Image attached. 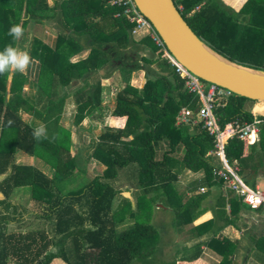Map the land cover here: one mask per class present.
<instances>
[{
    "label": "trees",
    "instance_id": "obj_1",
    "mask_svg": "<svg viewBox=\"0 0 264 264\" xmlns=\"http://www.w3.org/2000/svg\"><path fill=\"white\" fill-rule=\"evenodd\" d=\"M173 1L213 50L264 70V0H245L239 9L224 0ZM126 7L112 0H0V48L11 44L26 50L38 66L36 80L24 71L0 73V264L143 261L165 247L163 211L172 214L173 236L185 234V239L161 264L194 261L205 251L219 256L210 264H264V209L251 208L215 174L222 162L212 152L214 136L202 123L176 124L179 109L195 108L199 95L188 91L165 56L163 40L159 45L150 33L137 38ZM12 24L23 29L15 40L8 33ZM38 25L51 30L50 42L29 36ZM112 70L120 72L123 84L110 108L103 103L102 77L96 75L109 77ZM138 70L145 72L141 85L132 82ZM71 98L74 126L86 118L103 124L108 116L126 118L123 126L105 124L85 157L73 150L72 129L63 123ZM255 102L232 92L216 102L214 114L222 127L234 120L251 122ZM22 113L43 125L39 139ZM258 117L253 143L234 136L224 144L228 162L237 163L240 176L253 187L264 178V114ZM18 150L45 163L51 174L16 162ZM89 158L104 166L91 177ZM185 170L202 176L182 186ZM18 189L29 192L41 219L16 230L12 224L21 226L23 219L12 199ZM210 209V219L194 223ZM229 225L242 236L224 234Z\"/></svg>",
    "mask_w": 264,
    "mask_h": 264
},
{
    "label": "rangeland",
    "instance_id": "obj_2",
    "mask_svg": "<svg viewBox=\"0 0 264 264\" xmlns=\"http://www.w3.org/2000/svg\"><path fill=\"white\" fill-rule=\"evenodd\" d=\"M226 3L228 2V4L230 3L233 7H235L236 9H239L241 7V5L244 3L245 0H240V1H232V0H224ZM28 34V33H27ZM137 35V38L140 37V35H142L143 33L141 32H137L135 33ZM32 35H37V36H42V37H46V40H50L53 38V33L51 32V30L45 25H38L36 27H34V30H31L29 33V36L31 37ZM110 70L106 71L107 73ZM24 72H26L30 78V80H36L37 79V75H38V66H37V62L34 61L33 59H30V63L29 65L26 67V69L24 70ZM105 72V73H106ZM104 73L102 74H98L96 75V78L98 77H102V84L104 86V100L103 103L107 104L110 108H112L114 106V93L117 89V87H120L123 82H122V76L120 74V72L118 70L113 71L112 70V74H110L111 76L106 77L103 76ZM145 81V72L144 70H138V71H134L132 73V82L135 85H141L143 82ZM30 85L29 83L26 84L25 89L27 92L30 91ZM75 103L73 102L72 98L68 101L66 107H65V114H64V118H63V123L70 127L72 129L73 132V137H74V151H77L78 149L80 150V152L82 153V156H87L89 153H91L92 151V147L90 146V141L92 138L97 137V135L101 132L102 128L104 127L105 124H108L110 126H121L125 123L126 118L122 117V118H116V117H112V116H108L106 118L105 124L103 123H97V122H93L91 121L89 118H86L83 120L82 124L80 126H74L72 124V116L73 113L75 111ZM22 117L26 120L29 121L31 123H33L36 127H40L43 125L41 123H39L38 121H34V119L27 113H22ZM15 159L16 162L19 163H30V164H34L37 167H39L40 169H42L44 172L48 173L49 175L51 174L50 169L47 167V165L45 163H43L42 161H40L38 158L31 156L23 151L18 150L16 152L15 155ZM87 167H88V172H87V176L91 177L97 173H100L104 166L103 164L99 163L98 161H96V159L94 158H89L87 161ZM200 175V173H194L190 170H185L183 172V174L180 177V181L182 186H185L186 184H188L191 180H194L196 178H198ZM1 178V177H0ZM260 187L262 189H264V180L262 182V184H260ZM3 197V194L0 192V198ZM13 201L17 204L18 207V212H22L23 213V219L21 220V226L18 225V223H14L12 224V229H21L27 225H36V223H38L40 221L41 218L37 217L36 214L39 211V206L30 198L29 192L25 191L24 189H18L12 196ZM164 213L161 214L163 216V218L161 219L162 221H164V225H163V230H162V244L165 245V247L162 248V250L160 251V248H158V250L154 253V255H152L151 257H149L148 259H145L143 261H134L132 264H161L164 261H167L169 259L172 258V254L175 253V251L177 250V246L179 243V239L183 240L185 239V234H182L180 236H178L177 238H175V236H173V229L172 227H170V219H171V212L170 211H163ZM205 216H202V218H204ZM256 219H259L258 217H256ZM160 220V221H161ZM200 218L197 220L199 221ZM158 224V223H157ZM229 234L233 235V236H238L240 234V231L238 230H229L228 231ZM176 241V242H172V241ZM172 242V243H170ZM170 243V244H168ZM187 245H191L192 241H187L186 242ZM177 244V245H175ZM209 252H206V255H204L201 259L194 261V262H190V263H186V262H179L178 264H207V262H209L213 257L211 254H208ZM60 260L59 259H55L53 260L50 264H59Z\"/></svg>",
    "mask_w": 264,
    "mask_h": 264
},
{
    "label": "built area",
    "instance_id": "obj_3",
    "mask_svg": "<svg viewBox=\"0 0 264 264\" xmlns=\"http://www.w3.org/2000/svg\"><path fill=\"white\" fill-rule=\"evenodd\" d=\"M113 3L126 4L125 12L132 13L131 21L136 22L133 33H150L159 45H163L162 39L155 31L148 19L138 10L134 0H112ZM165 56L175 66L176 71L185 79V86L189 92L199 95L200 103L192 108L182 106L176 114V124L202 123V127L207 129L214 136L215 149L213 154L219 156L222 166L215 170V174L224 180V186L235 191L242 200L251 208L264 209V189L259 185H248L239 174V165L230 164L225 156L224 144L234 136H237L248 143H253L258 137L259 113L254 112V119L251 122L241 123L238 120L229 121L223 127L218 123L214 114L216 102L227 99L232 91L215 83L207 85L197 75L193 74L184 64L178 61L168 50ZM200 191H205V187H200Z\"/></svg>",
    "mask_w": 264,
    "mask_h": 264
},
{
    "label": "water",
    "instance_id": "obj_4",
    "mask_svg": "<svg viewBox=\"0 0 264 264\" xmlns=\"http://www.w3.org/2000/svg\"><path fill=\"white\" fill-rule=\"evenodd\" d=\"M168 51L193 74L257 101H264V70L238 64L208 46L185 21L173 0H134Z\"/></svg>",
    "mask_w": 264,
    "mask_h": 264
},
{
    "label": "clouds",
    "instance_id": "obj_5",
    "mask_svg": "<svg viewBox=\"0 0 264 264\" xmlns=\"http://www.w3.org/2000/svg\"><path fill=\"white\" fill-rule=\"evenodd\" d=\"M8 33L13 40H15L22 35L23 29L19 24H12L8 28ZM29 63L30 57L26 50L18 49L11 44L0 48V73H4L8 70L23 72ZM44 131L42 126L36 127L33 130V136L39 139Z\"/></svg>",
    "mask_w": 264,
    "mask_h": 264
},
{
    "label": "crops",
    "instance_id": "obj_6",
    "mask_svg": "<svg viewBox=\"0 0 264 264\" xmlns=\"http://www.w3.org/2000/svg\"><path fill=\"white\" fill-rule=\"evenodd\" d=\"M240 1V0H239ZM228 3V2H227ZM230 4V3H229ZM231 5V4H230ZM259 103L261 102V101H258ZM258 102H255L254 104H253V106H252V110L254 111H256V104H258ZM261 103H263V105H264V102H261ZM258 113H259V115H263L264 114V106H263V108H262V110H258ZM117 118H122V117H117ZM125 118V117H124ZM125 124V123H124ZM123 124V125H124ZM123 125H121V126H123ZM200 175L202 176V173L200 172ZM201 176H199V177H201ZM263 180H264V178H259L258 180H257V183H256V185H259L260 186V184H262V182H263ZM202 216H205L204 218H202L201 219V217ZM213 216V211L210 209V210H207L206 212H204L200 217H198V219L200 218V220L199 221H195L194 223L195 224H198V223H201V222H203V221H206V220H208V219H210L211 217ZM252 218H254V217H252ZM233 231V230H238V231H240V234L238 235V236H233L232 234L230 235L229 234V232L228 231ZM223 232H224V234H226V235H228L229 237H231V238H239L240 236H242L241 234H242V231L241 230H239V229H237V228H235L233 225H229V226H227L224 230H223ZM206 252L207 251H205L204 253H203V255L201 256V257H199L198 259H196V260H194V261H197V260H199V259H201L204 255H206ZM209 253L208 254H211L212 255V259L209 261V262H207V264H210L211 262H212V260H218V255L217 254H215L214 252H211V251H208ZM194 261H187L186 263H190V262H194Z\"/></svg>",
    "mask_w": 264,
    "mask_h": 264
},
{
    "label": "bare ground",
    "instance_id": "obj_7",
    "mask_svg": "<svg viewBox=\"0 0 264 264\" xmlns=\"http://www.w3.org/2000/svg\"><path fill=\"white\" fill-rule=\"evenodd\" d=\"M260 101H261V100H260ZM257 102H258V101H257ZM261 102H264V101H261ZM261 102H260V103L258 102V104H256V108H255L256 111L254 110V112H258V110H259V111L262 110V108H263L264 105H263V103H261Z\"/></svg>",
    "mask_w": 264,
    "mask_h": 264
}]
</instances>
